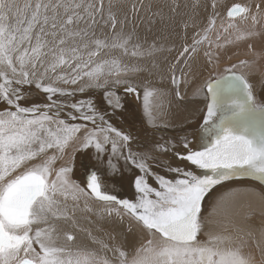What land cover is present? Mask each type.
I'll return each instance as SVG.
<instances>
[{
	"label": "snow or ice",
	"instance_id": "6c2138e0",
	"mask_svg": "<svg viewBox=\"0 0 264 264\" xmlns=\"http://www.w3.org/2000/svg\"><path fill=\"white\" fill-rule=\"evenodd\" d=\"M216 15L209 19L205 35H194L192 45L185 46L179 57L195 53L208 40ZM261 17L264 0L254 5L234 2L227 10L229 22L223 31L236 28L238 19L256 26ZM101 22L111 29L110 34L97 35ZM117 23L111 11L105 16L104 0H35L26 4L23 12L15 0H0V102L9 106L0 110V264H253L231 236L223 234L229 226L235 227L227 197L217 200L212 210V215L222 216L223 233L210 234L204 243L199 239L204 228L203 203L217 185L241 178L264 184V103L257 102L248 80L232 71L236 65L226 69V75L210 76L202 85L208 100L201 125L208 137L203 149H190L185 138L187 152H176L178 158L205 170L207 174L202 176L171 165L169 171L176 173V178L154 173L148 161L155 158L133 153L128 147L131 135L113 127L94 100L59 101L77 92L103 89L102 99L115 109L120 103L118 97L113 103L114 85L127 84L125 91L136 93V87L121 78L129 71L127 64L119 57L100 58L102 53L108 56L115 50L122 56L145 55L131 34L116 31ZM258 35L261 33L247 31L237 39ZM208 44L204 54L211 63L214 55L218 58L213 47L224 45ZM132 70L142 71L139 67ZM172 83L179 84L175 73ZM25 85L47 94L48 103L21 106ZM153 94L146 90L145 101ZM65 108L71 111L62 118ZM77 120L83 123L70 122ZM109 145L111 156L102 160ZM74 146L76 151L94 149L97 161L106 160L114 173L118 169L112 158L123 157L136 169L131 177L132 198L102 191L94 168L86 170V188L76 184L70 177L72 159L54 167ZM158 148L170 150L167 142ZM153 178L157 187L149 183ZM69 197L74 206L81 198L87 202L90 197L118 205L114 209L118 217L128 215L152 236L158 234L160 246L147 239V246L142 245L129 258L120 246L102 244L114 253L115 260L98 258L87 249L74 252L67 243H60L56 227L60 220L73 219L66 204ZM63 238L74 240L66 232Z\"/></svg>",
	"mask_w": 264,
	"mask_h": 264
},
{
	"label": "bare ground",
	"instance_id": "6f19581e",
	"mask_svg": "<svg viewBox=\"0 0 264 264\" xmlns=\"http://www.w3.org/2000/svg\"><path fill=\"white\" fill-rule=\"evenodd\" d=\"M34 2L35 0L32 3ZM234 2L254 5L262 3V0H256L255 2L252 0L247 2L246 0H105V16H107L109 11L115 15L118 21L116 31L131 34L133 43H139L141 50L148 48L149 52L155 54L145 60L147 51H144L145 55L137 59L130 55L122 56L118 50H115L108 56L101 54L100 58L119 57L123 63L129 66V71L139 67L144 75L158 77L161 80L159 84L161 93H155L154 96H149L147 101H145L144 87L136 84V82L129 81L136 87V93L126 92L127 84L123 83L114 85L111 88L114 93L113 103H115L116 97L119 98L120 103V107L115 109L102 99L101 93L103 89L86 90L84 93L77 92L74 97H71L69 102L66 101L67 98L65 97H60L59 101L71 104L79 100L92 99L95 103L100 102L99 106L104 105L109 108L110 111H106L105 119L119 131L131 135L132 140L128 147L131 148L133 153L139 155L147 154L155 158L149 160L153 162V167L151 168L154 173L166 175L170 179L176 178L177 174L169 171V165L194 172L193 165L186 160L178 158L176 152H187V149L183 148L185 138L189 142V148L192 149L191 142L194 144L196 136L191 130L194 131L197 128L208 103L205 98L206 92L202 90V85L205 82L200 87V96H194L198 87L196 81H194L196 76L213 71V69L222 64L244 60L251 54L253 56L252 64L250 65L247 62L239 65L238 68L242 69L245 74L243 72L238 73L243 75L253 86V94L257 102L264 103V17H261L259 24L256 26H253L251 21H240L238 19L236 21L238 27L229 29L228 32L222 30L223 34L220 35L219 41L217 40V34L211 33L213 44L224 45L219 49L213 47L212 50L218 54V58L214 55L211 63L208 62V57L204 54L209 47L208 42L205 41L204 45L198 47L189 63L191 75L185 76L183 73L176 75L179 81L183 80L181 83L183 98H191L190 102L178 103L177 87H171L170 85L172 69L174 67L180 68L185 62L184 59H180V63L177 64L179 53L186 45H189V47L192 45L194 32L198 29L202 31L208 24L209 19L216 13L219 14L216 17V21H221L226 26L228 19L227 10ZM214 3L216 7H213ZM138 11L141 15L148 16L147 21L139 23L135 18ZM102 23L97 30L98 36L111 33V29L103 27ZM247 31L260 32L261 35L247 39H237L238 35ZM225 41H231V43L225 44ZM232 69L233 72H237L234 68ZM180 70H184V68ZM225 72L216 76L225 75ZM31 88L33 89L34 86H23L24 98L19 103L24 106H43L48 103L45 95L39 92L37 93L40 97L33 95ZM92 90L97 91L98 95L92 93ZM85 94H88V97H84ZM33 99L36 102L32 103ZM8 107L5 103L0 102V110H7ZM69 111H71L70 108H65L61 113V117L67 118ZM149 111L151 115H149ZM140 116L147 120L145 123L147 127L142 128V118L140 120ZM160 120L163 122L161 123ZM77 121L83 123V121ZM127 126H130L131 129H128ZM183 129L185 130L182 131ZM143 132L145 135H142ZM152 133H156L155 136L159 137L163 142L158 144L148 142L147 145L139 142L136 145L138 139L148 141L149 137L147 138L146 136L147 134L152 135ZM165 142L170 146L168 152L158 148L159 144ZM128 147L124 148L125 154L128 152ZM95 154L94 149L79 150L72 153L73 171L70 173L71 179L76 184L86 188V170L94 168L100 177L102 191L120 198H132L134 190L131 184V177L136 172V169L130 164H126L123 157L117 156L112 158L113 164H116L118 169L115 173L106 160L103 163L97 161L106 171L105 176H102L91 163V159ZM110 156L111 147L109 145L101 159L103 160L105 157ZM105 181L111 182L112 186H108ZM149 183L153 187L158 186L154 178ZM262 195H264V188L251 181L228 182L214 189L203 203L204 228L199 236L200 241L202 243L207 242L210 234L223 233V226L220 224L222 216L212 215V210L217 200L221 197H227L226 206L232 209V219L235 227L229 226L228 232L223 234L230 235L234 245L245 248L244 252H246V256H250L253 259V264H264V199L261 198ZM92 199L89 198L87 203L89 205L85 204L84 206L93 210L92 215H94L95 222L91 224L93 222L91 221L88 226L76 224L73 219L56 222V227H61V231H59L61 233L60 243H67L74 252L77 249H87L96 252L98 258L107 257L109 260H115L114 253L102 247V244H107L109 241L108 234L102 232L103 228L113 229L118 234V239L126 244H137L139 241L134 236L123 233L127 230L126 226H123V223L116 217L109 215L108 205L105 207V202L99 200L94 202ZM118 207V205H113L110 208ZM128 224L140 230V225H137L134 218L129 217ZM140 227L143 229L142 226ZM237 228L239 231H237ZM65 232L72 234L74 240L66 242L63 238V233ZM154 237L157 238L156 240L161 241L158 234ZM93 241H100L101 243H94ZM36 247L37 251H39V247Z\"/></svg>",
	"mask_w": 264,
	"mask_h": 264
},
{
	"label": "rangeland",
	"instance_id": "374dc122",
	"mask_svg": "<svg viewBox=\"0 0 264 264\" xmlns=\"http://www.w3.org/2000/svg\"><path fill=\"white\" fill-rule=\"evenodd\" d=\"M34 0H15V2H16V4L19 6V8L21 9V11L23 12V10H24V8H25V5L26 4H30V3H32ZM248 0H246V2H247ZM253 2H255L256 0H252ZM104 3H105V0H104ZM136 7V6H135ZM255 10V9H254ZM216 14H218V13H216ZM217 16H219V14L218 15H216V17ZM138 21H139V23H143V22H145V21H147V19H148V16H144V15H141V13L138 11V13L136 14V17H135ZM229 21H228V19H227V23H228ZM237 25V24H236ZM223 26H224V24L223 23H221V21H216V23H215V25L212 27V29H211V31H209L208 33H207V37H208V40L206 41V42H208V41H211L212 40V36H210V34L211 33H215V34H219V36L221 35V34H223V32H222V30H223ZM208 27V24L206 25V27L204 28V29H206ZM237 27H238V25H237ZM100 27H98L97 28V30L99 29ZM204 29H202V31L200 30V29H198L197 31H195L194 32V35H196L197 33H199L200 34V36L198 37V38H201V37H203L204 35H205V33H204ZM216 40V39H215ZM220 40V39H219ZM218 40V41H219ZM212 42V41H211ZM205 43V42H204ZM204 43L203 44H201V45H204ZM186 46H189V45H186ZM184 48V47H183ZM206 48H207V46H206ZM142 51L144 52V51H147V56H145V60L147 59V58H150V57H152L155 53H152V52H149L148 51V48H143L142 49ZM183 51V50H182ZM154 52V51H153ZM103 54V53H102ZM194 56V53H191L190 55L189 54H185V56L184 57H179V59H184L185 60V62H184V65L183 66H181L180 68H177V67H174L173 69H172V74H171V78H170V85H171V87H174V86H176L177 87V91L180 93V95L177 97V102L179 103V102H181V103H186V102H190L192 99L191 98H183V96H182V93H181V83H182V81L183 80H180L179 81V84L178 85H174L173 83H172V75H173V73H175V75H177V74H180V73H183L185 76H190L191 75V70H190V68H189V63H190V61H191V59H192V57ZM134 58H137V59H140L139 57H134ZM252 60H253V56L250 54L248 57H246L244 60H237V61H234V62H232V63H226V64H222V65H220V66H218L216 69H213V71H210V72H208V73H206V74H200V75H198V76H196V78H194V81H196V83H197V85H198V87H197V91H196V93L194 94V96H200V87H201V85H202V83H204L210 76H215L216 77V75H219V74H221L222 72H225V70H226V68H232V65H236V67L234 68L235 69V71H237V72H240V73H244L245 74V72L242 70V69H240V68H238V66L239 65H242L240 62L241 61H246V62H249L250 63V65L252 64ZM240 63V64H239ZM182 68H184V70H180V69H182ZM225 68V69H224ZM233 70V69H232ZM240 70V71H239ZM246 74H247V72H246ZM248 75V74H247ZM122 79H125V80H128V81H132V82H136V83H138V85H141V86H143L144 87V92H143V94L145 93V91L147 90V91H153V93L155 94V93H161V91H160V86H159V84L161 83V80L158 78V77H156V76H152V75H144V73L143 72H141V71H133V70H131V71H128V73L126 74V75H122V77H121ZM32 86H34V85H31V86H29V87H32ZM74 87V86H73ZM32 89V88H31ZM98 90V89H97ZM37 92H39V93H41L42 95H45L46 97H47V94H45V93H43L41 90H38V89H36L35 88V86H34V88L32 89V93H33V95H36V96H38V97H40L39 96V94L37 93ZM92 92L95 94H97L98 95V93H97V91H93L92 90ZM154 94H153V96H154ZM84 97H88V94H85L84 95ZM193 97V96H192ZM32 98V97H31ZM71 100V97H69V98H67V102H69ZM199 101H201V100H199ZM33 102H36L34 99H33V101H32V103ZM202 103V102H201ZM139 104V103H138ZM20 105L21 106H24L23 104H21L20 103ZM97 109H98V111H100L101 113H105L107 110H106V106H104V105H102V106H97ZM140 110V109H139ZM141 112H142V110H141ZM143 119H142V124H141V126H142V128H145V127H147L146 125H145V123H143ZM161 121V123L163 122L162 120H160ZM71 123H81V122H78V121H73V122H71ZM127 128L128 129H131V127L130 126H127ZM185 129H183L182 131H184ZM142 135H145V133L143 132L142 133ZM141 135V136H142ZM156 135V133H152V135H150V136H148L149 137V139H147L148 141H144V140H141V139H138V142L136 143V145H138L139 144V142H140V144L142 143V144H148V142H152L153 144L155 143V144H158V143H161V142H163V140H161L159 137H156L155 136ZM140 136V137H141ZM139 137V138H140ZM74 151H76L75 150V146L73 147V148H69L68 150H67V152H68V155H66V156H64V158H63V160H58L57 161V164H56V166H54V167H58V166H60V165H63V164H65L70 158H71V155H72V153L74 152ZM50 154H51V152H50ZM96 155V154H95ZM95 155L92 157V159H91V163L94 165V167L100 172V174L102 175V176H105V169L101 166V164H99L98 162H97V159L95 158ZM72 159V158H71ZM150 165H151V167H153V162H150ZM105 180H107L106 178H104ZM106 183H107V185L108 186H112L111 185V182H109V181H105ZM91 198V197H90ZM61 199H63V198H61ZM92 199V198H91ZM94 202H96V201H98V200H96L95 198H93L92 199ZM80 201H85V200H83V199H80ZM78 202V203H76L75 204V206H74V202L72 201V199L71 198H68V200H67V202H66V204H67V209L69 210V215L70 216H72L73 217V220L76 222V224H79V225H82V226H88V225H90V223H91V221H93L91 224H93L95 221H94V215H92V213H93V210L91 209L90 211H89V209H87L84 205L85 204H87L88 203V200H87V202ZM87 205H89V204H87ZM105 205V207H106V205H108V213H109V211L111 210V212H112V216H114V217H116L118 220H120L122 223H123V226H126V228H127V230L125 231V232H123L125 235H131V236H134L139 242H137V244H126V243H124L123 241H121V240H119L118 239V234L113 230V229H110V228H103L102 229V232H105V233H107L108 234V236H109V241H108V245H109V247L110 248H113V247H115V246H120L121 248H122V250H125L126 252H128L129 253V258H131V255L132 254H134L135 253V251H136V249H139L142 245L143 246H147V239H152L153 240V246H160V244H161V241H158V240H156L157 238L156 237H154V236H152L150 233H148L147 232V230H143V229H141V225L140 224H138L137 223V225L139 226V228H140V230L137 228V227H135V226H130L129 224H128V219H129V216L128 215H123V217L121 218V217H118L116 214H115V210L114 209H116V208H110L111 206H113V205H109V204H104ZM94 206H96V205H94ZM131 218V217H130ZM58 230L59 231H61V227H58ZM142 230V231H141ZM244 250H245V248H241V251H242V253L244 254V255H246V252H244Z\"/></svg>",
	"mask_w": 264,
	"mask_h": 264
},
{
	"label": "water",
	"instance_id": "95a60500",
	"mask_svg": "<svg viewBox=\"0 0 264 264\" xmlns=\"http://www.w3.org/2000/svg\"><path fill=\"white\" fill-rule=\"evenodd\" d=\"M235 73L239 74L238 72H235ZM205 114H206V110H205V113H204L200 123L198 124L197 128L194 131L191 130L194 133V136H196L194 144L191 142V147H192L193 150H202L203 147L205 146V144L208 141V137H207L206 133L202 130V127H201V125L203 124V119H204ZM193 168H194V172L193 173L196 174V175H201L202 176V175L207 174L205 170L199 169L195 165H193ZM246 181H251V182L257 183V184L261 185L264 188V184H261L259 181H256V180L250 179V178L234 179V180H231V181H226L222 185H224V184H226L228 182H246ZM222 185H217L215 187V189L220 187V186H222ZM118 198H120V197H118Z\"/></svg>",
	"mask_w": 264,
	"mask_h": 264
},
{
	"label": "crops",
	"instance_id": "0c3cea01",
	"mask_svg": "<svg viewBox=\"0 0 264 264\" xmlns=\"http://www.w3.org/2000/svg\"><path fill=\"white\" fill-rule=\"evenodd\" d=\"M136 84H138V83H136ZM118 85H119V84H118ZM92 93H93V92H92ZM96 105L99 106V105H100V102L96 103ZM106 110H107V111H110L109 108H107V107H106ZM124 112H126V111L124 110ZM126 113H127V112H126ZM127 114H129V113H127ZM129 115H130V114H129ZM139 118H140V120H141L142 116H140ZM142 119L144 120L143 123H146L147 120H146L144 117H143ZM141 124H142V120H141ZM150 135H151V134H147L146 137L148 138V136H150ZM149 162H150V161H149ZM105 173H106V171H105ZM75 183H76V182H75ZM111 185H112V183H111Z\"/></svg>",
	"mask_w": 264,
	"mask_h": 264
}]
</instances>
